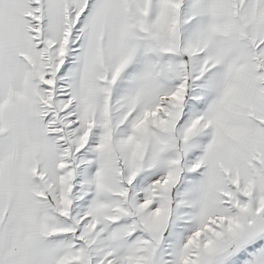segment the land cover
<instances>
[{
  "label": "snow or ice",
  "instance_id": "1",
  "mask_svg": "<svg viewBox=\"0 0 264 264\" xmlns=\"http://www.w3.org/2000/svg\"><path fill=\"white\" fill-rule=\"evenodd\" d=\"M0 264H264V0H0Z\"/></svg>",
  "mask_w": 264,
  "mask_h": 264
}]
</instances>
